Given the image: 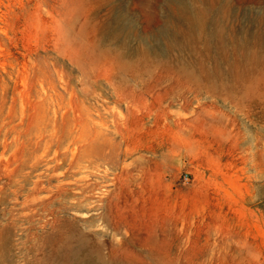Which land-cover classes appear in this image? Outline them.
<instances>
[{
	"label": "rangeland",
	"instance_id": "374dc122",
	"mask_svg": "<svg viewBox=\"0 0 264 264\" xmlns=\"http://www.w3.org/2000/svg\"><path fill=\"white\" fill-rule=\"evenodd\" d=\"M264 264V0H0V264Z\"/></svg>",
	"mask_w": 264,
	"mask_h": 264
},
{
	"label": "bare ground",
	"instance_id": "6f19581e",
	"mask_svg": "<svg viewBox=\"0 0 264 264\" xmlns=\"http://www.w3.org/2000/svg\"><path fill=\"white\" fill-rule=\"evenodd\" d=\"M92 264H100V263L93 261Z\"/></svg>",
	"mask_w": 264,
	"mask_h": 264
}]
</instances>
